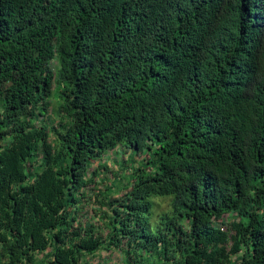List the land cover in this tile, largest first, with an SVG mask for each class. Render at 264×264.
Wrapping results in <instances>:
<instances>
[{"label":"trees","instance_id":"16d2710c","mask_svg":"<svg viewBox=\"0 0 264 264\" xmlns=\"http://www.w3.org/2000/svg\"><path fill=\"white\" fill-rule=\"evenodd\" d=\"M117 144L141 166L87 196ZM114 247L127 264H264V0H0V264Z\"/></svg>","mask_w":264,"mask_h":264},{"label":"rangeland","instance_id":"374dc122","mask_svg":"<svg viewBox=\"0 0 264 264\" xmlns=\"http://www.w3.org/2000/svg\"><path fill=\"white\" fill-rule=\"evenodd\" d=\"M46 66L56 72L57 62L56 59H50L47 61ZM60 90L61 86L52 84V91L46 101L47 113L45 118L39 117L36 124L42 126H56L59 122H63V119L57 112V105L60 103ZM146 156V152L141 150L139 152H132L122 144H117L115 147L105 152V154L98 160L92 162L87 171V176L91 179V183L87 186V196H93L94 192L91 187L97 188L106 197L111 194H120L123 191V187L126 186L132 172L139 166L143 158ZM102 163L104 167L99 168L96 175H92V171L96 168V163ZM145 167L144 170H146ZM152 216L161 213L168 209V197H154ZM94 198L89 197L85 199L84 205H82L81 213L86 220L94 222L98 227L104 221L98 214H94L93 208L96 207ZM237 219L233 212H227L221 215L218 219L213 221V226L217 229H224L225 223L231 219ZM104 227V226H103ZM89 264H127L121 249L119 248H101L94 253L85 257ZM143 264H151L148 261Z\"/></svg>","mask_w":264,"mask_h":264}]
</instances>
